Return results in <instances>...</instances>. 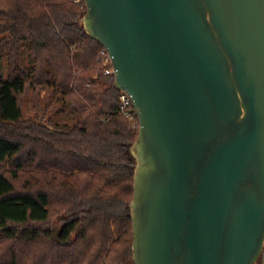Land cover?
<instances>
[{
  "label": "water",
  "instance_id": "obj_1",
  "mask_svg": "<svg viewBox=\"0 0 264 264\" xmlns=\"http://www.w3.org/2000/svg\"><path fill=\"white\" fill-rule=\"evenodd\" d=\"M139 135L135 264H264V0H85Z\"/></svg>",
  "mask_w": 264,
  "mask_h": 264
},
{
  "label": "trees",
  "instance_id": "obj_2",
  "mask_svg": "<svg viewBox=\"0 0 264 264\" xmlns=\"http://www.w3.org/2000/svg\"><path fill=\"white\" fill-rule=\"evenodd\" d=\"M86 11L0 0V264H135L139 118L120 113Z\"/></svg>",
  "mask_w": 264,
  "mask_h": 264
},
{
  "label": "built area",
  "instance_id": "obj_3",
  "mask_svg": "<svg viewBox=\"0 0 264 264\" xmlns=\"http://www.w3.org/2000/svg\"><path fill=\"white\" fill-rule=\"evenodd\" d=\"M75 3L82 4L83 0H74ZM99 61L105 68L106 74H113L114 75V68L112 64V58L108 51L104 48L99 56ZM121 105H120V113L128 118L129 120L134 121L136 119V110L134 108L133 100L131 96L126 91H121ZM139 126V124L135 125V127Z\"/></svg>",
  "mask_w": 264,
  "mask_h": 264
},
{
  "label": "rangeland",
  "instance_id": "obj_4",
  "mask_svg": "<svg viewBox=\"0 0 264 264\" xmlns=\"http://www.w3.org/2000/svg\"><path fill=\"white\" fill-rule=\"evenodd\" d=\"M24 115L26 118L34 117L36 115V111L34 110L32 104L28 102L24 108ZM63 116H59L62 118Z\"/></svg>",
  "mask_w": 264,
  "mask_h": 264
}]
</instances>
